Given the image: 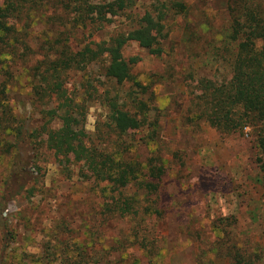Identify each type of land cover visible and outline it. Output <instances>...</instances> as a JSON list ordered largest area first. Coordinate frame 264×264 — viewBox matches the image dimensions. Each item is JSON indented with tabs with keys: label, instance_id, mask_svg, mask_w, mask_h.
<instances>
[{
	"label": "rangeland",
	"instance_id": "1",
	"mask_svg": "<svg viewBox=\"0 0 264 264\" xmlns=\"http://www.w3.org/2000/svg\"><path fill=\"white\" fill-rule=\"evenodd\" d=\"M131 1L128 18L116 19L122 30L153 6L151 0ZM171 1L159 4L165 8ZM173 1L190 13H168L160 57L135 44L123 50L125 58L139 60L132 75L147 94L139 96L132 84L118 87L106 81L99 65L67 77L71 96L87 101L84 128L92 146L143 166L155 155L153 150L164 160L157 194L140 190L138 175L121 193L141 209L120 217L114 212L116 193L90 178L83 164L60 162L29 141L14 149L13 137L0 135V264H68L78 259L77 247L86 252V264H197L202 252L214 264H229L227 250L236 243L264 254V185L250 131L221 135L202 121H187L195 104L232 101L231 54L215 50L230 24L229 0ZM255 3L264 11V0ZM30 25L28 43L38 52L56 29L40 20ZM113 27L92 40L106 43ZM70 41L77 49L86 43L80 34ZM26 83L21 82L23 90L12 91L10 106L28 130L43 124L40 112L45 108L27 96ZM129 91L146 102L150 119L158 125L159 148L143 144L146 130L118 136L107 129L104 98ZM59 125L56 119L52 127ZM124 145L131 147L129 152H122ZM5 148H11L10 154ZM15 157L19 163L9 179ZM149 201H156L159 218L147 220ZM222 231L234 239L224 238ZM142 247L153 252L147 256ZM257 264H264V255Z\"/></svg>",
	"mask_w": 264,
	"mask_h": 264
},
{
	"label": "trees",
	"instance_id": "2",
	"mask_svg": "<svg viewBox=\"0 0 264 264\" xmlns=\"http://www.w3.org/2000/svg\"><path fill=\"white\" fill-rule=\"evenodd\" d=\"M151 1L153 6L137 17L132 27L122 30L116 25V19L128 18L127 12L133 5L131 0H0V135L13 137L14 149L29 141L30 145L51 152L60 162L83 164L90 178L106 183L110 193H116L112 200L115 203L114 212L120 217L130 216L131 212L137 215L141 209L135 201L124 197L121 191H126L139 175L138 179L142 180L137 184L140 190L148 196H155L160 179L165 175L166 164L154 150L155 155L143 166L102 153L92 146L84 128L87 101L71 96L67 77L70 73L83 72L99 65L106 81L118 87L132 84L139 89V96L147 94L146 86L136 82L132 75V68L139 60L125 58L123 50L135 44L149 55L160 57L168 13L184 17L190 13L183 3L177 1L172 0L165 8H161L159 0ZM255 2L228 1L230 24L215 47L219 53L231 54L232 101L195 104L187 121L189 124L202 121L221 135H244L245 130H249L248 136L259 154L258 169L264 185V11ZM35 20L56 29L55 36L46 40L38 52H34L28 43L31 36L28 30ZM110 26H114V31L106 43L92 40ZM75 34H80L86 42L80 49L71 45L70 40ZM18 69L21 74H18ZM24 79L29 88L27 96L45 108L40 112L43 124L31 126L28 130L24 122L17 120L10 106L12 91L16 88L23 90L21 82ZM102 103L106 109L107 129L111 133L124 136L146 130L143 144L148 148H159L156 144L158 125L150 119L146 102L133 91L123 97L107 96ZM56 119H59L60 125L55 129L52 126ZM130 149L124 145L122 152L127 153ZM9 150L11 148L3 149L6 154H10ZM16 163L19 160L15 157L9 179L16 172ZM149 203L147 220L159 218L161 213L156 201ZM221 233L224 238H230L227 232ZM142 249L150 256V249ZM77 250L78 259L68 264H86V252L78 247ZM227 254L229 264H257L264 255L259 248L252 249L240 243L231 244ZM206 256L202 252L197 264H214L206 260Z\"/></svg>",
	"mask_w": 264,
	"mask_h": 264
}]
</instances>
